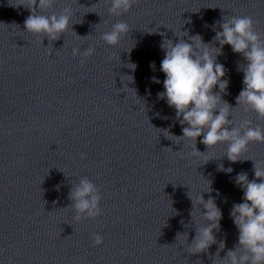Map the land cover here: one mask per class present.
<instances>
[{
  "label": "clouds",
  "instance_id": "obj_1",
  "mask_svg": "<svg viewBox=\"0 0 264 264\" xmlns=\"http://www.w3.org/2000/svg\"><path fill=\"white\" fill-rule=\"evenodd\" d=\"M137 2L138 0H111L110 12H127ZM52 3L53 0H26L20 4L31 12L24 22L28 32L44 33L55 40L67 31L69 15L57 17L36 14L37 8L51 7ZM65 12L67 13L68 9H65ZM221 27L222 31L217 32L215 36L221 47L231 46L234 53L242 54L247 61L244 69V88L236 98L237 105H249L260 117H264V43L259 42L258 34L253 31V19L250 16L233 17ZM128 31L129 26L126 23H116L111 32L103 34V40L109 45H116L121 35ZM191 41L189 43L180 40L173 43L164 39L161 43L165 56L160 68L165 74V79L164 91L157 94L158 98L166 99L168 106L175 109L181 125H187L182 127L184 138L195 141L202 136L200 142L207 148L227 142V158L235 163L247 150L250 142L264 143V130L248 127L241 135L239 129L226 126L229 124V106L225 104L223 108L218 107L220 96L213 91L218 86L219 90L224 92L228 86V81L223 79L224 66L217 63L212 55V51L219 50H210L199 35L191 37ZM93 51L88 49L85 56H90ZM152 66L154 67V64ZM130 67L135 69L136 65L132 64ZM128 80L132 81L133 77L129 76ZM193 155L202 154L194 152ZM227 171L230 173L232 169ZM253 171L256 179L249 180L247 173H239L235 178L236 185L243 191V202L234 203L230 213L239 232L237 248L227 252L230 264H264V167L254 164ZM95 191L93 183L84 179L70 194L79 213L87 212L89 217L100 214V197L94 194ZM197 199L203 203L204 215L211 223L198 229L190 249L192 253L203 252L215 243L213 230L219 229L222 218L214 199L210 198L206 202L203 197ZM93 241V246L100 245L103 243V237L96 234ZM223 247L221 243V249ZM241 249L244 254L238 255Z\"/></svg>",
  "mask_w": 264,
  "mask_h": 264
}]
</instances>
